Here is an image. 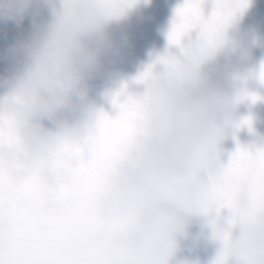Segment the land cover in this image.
Masks as SVG:
<instances>
[{
  "label": "clouds",
  "instance_id": "clouds-1",
  "mask_svg": "<svg viewBox=\"0 0 264 264\" xmlns=\"http://www.w3.org/2000/svg\"><path fill=\"white\" fill-rule=\"evenodd\" d=\"M39 7L48 8L55 22L6 52L13 68L2 79L8 92L0 113L18 139L0 146V168L17 185L38 176L40 211L55 216L71 206L62 197L65 185L96 156L102 111L94 81L114 72L132 35L119 27L129 8L123 0H0V22L23 25ZM230 27L162 63L145 82L136 130L96 202L97 239L125 253L130 264H172L193 226L223 208L212 185L223 180L222 146L237 127L241 68L250 55L242 30ZM66 145L80 151H65ZM218 219L212 227L223 239L229 222L222 214ZM12 229L5 209L0 250L7 249ZM242 233L229 241V254L241 264H264V211L243 223Z\"/></svg>",
  "mask_w": 264,
  "mask_h": 264
},
{
  "label": "snow or ice",
  "instance_id": "snow-or-ice-1",
  "mask_svg": "<svg viewBox=\"0 0 264 264\" xmlns=\"http://www.w3.org/2000/svg\"><path fill=\"white\" fill-rule=\"evenodd\" d=\"M124 3L131 7L133 0ZM203 4L204 0H188L178 10L177 22L169 34L170 44L182 46L185 36L196 28L200 29L202 41H210L248 6V0H215L210 18H205ZM171 61L172 58H161L160 62ZM151 72L150 68L138 82H146ZM261 78L264 79V73ZM119 95L113 99L119 115L113 119L101 114L100 134L94 137L95 159L77 169L74 181L63 189L62 197L71 202L66 212L55 216L43 214L39 207L43 192L39 177L17 185L0 168V215L6 209L13 224L9 245L0 250V264H130L131 258L125 253L97 239L101 221L96 202L121 155L122 145L134 134L140 115L139 100L129 97L120 103ZM17 139L12 121L0 113V146L16 143ZM65 151L78 153L80 149L66 145ZM212 191L235 220L241 223L254 220L258 211H264V150L238 148L224 165L222 182L212 185ZM25 200H31L30 207L24 205ZM222 240L228 248L230 234ZM228 255L226 251L217 264H226Z\"/></svg>",
  "mask_w": 264,
  "mask_h": 264
},
{
  "label": "water",
  "instance_id": "water-1",
  "mask_svg": "<svg viewBox=\"0 0 264 264\" xmlns=\"http://www.w3.org/2000/svg\"><path fill=\"white\" fill-rule=\"evenodd\" d=\"M186 3L188 0H133L119 26L131 33L132 44L126 49L124 58L115 66L114 72L94 81L93 95L103 113L115 119L119 115V108L113 104V99L118 94H121L120 103H125L129 97L139 100L147 91L145 82H138L142 74L150 68L152 72L159 71L163 66L161 58H182L185 49L193 43L202 42L200 29L196 28L185 36L182 46L170 44L169 34L177 22V12ZM214 4L215 0H204L205 18L212 16ZM55 19L48 8L39 7L23 25L12 22L7 26L0 22V103H3L8 92L2 85L3 76L13 68L12 61L6 55L8 47L19 39L27 38L40 27L55 22ZM229 24L232 26L230 32L235 26L242 30L249 41L250 55L243 61L241 68V91L244 99L237 113V127L222 146L224 165L228 164L238 148L253 152L264 150V79L261 78L264 73V0H248V6ZM43 123L54 132L58 131L51 121ZM221 214L228 218L230 240L241 239L243 223L235 220L229 209L222 208L219 213L213 211L207 216L210 226H206L205 219L193 226L190 236L184 242L183 248H191L186 254H194L198 259L197 248L211 246L215 248L218 262L228 252L224 241L217 237L212 227L214 223L220 222L218 216ZM181 252L180 255L185 254ZM196 259L192 261L193 264ZM227 261L226 264H241L239 258L230 254Z\"/></svg>",
  "mask_w": 264,
  "mask_h": 264
},
{
  "label": "flooded vegetation",
  "instance_id": "flooded-vegetation-1",
  "mask_svg": "<svg viewBox=\"0 0 264 264\" xmlns=\"http://www.w3.org/2000/svg\"><path fill=\"white\" fill-rule=\"evenodd\" d=\"M8 24L9 23H7L6 25L8 26ZM205 224L206 226H210V224L207 223V216L205 218ZM189 249L191 248L190 247L183 248L182 252L185 254L180 255L179 253L178 256L172 261V264H193L192 261L195 260L197 257H195L194 254H186L187 251H189ZM200 249L197 248V250L199 251V255H198V259H196V262L194 264H207V261H210V264H217V258L214 253L215 248L213 249L211 246H201Z\"/></svg>",
  "mask_w": 264,
  "mask_h": 264
}]
</instances>
